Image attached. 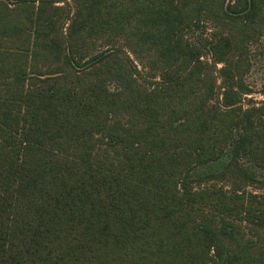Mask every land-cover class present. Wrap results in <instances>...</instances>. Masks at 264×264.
I'll use <instances>...</instances> for the list:
<instances>
[{"label": "trees", "instance_id": "1", "mask_svg": "<svg viewBox=\"0 0 264 264\" xmlns=\"http://www.w3.org/2000/svg\"><path fill=\"white\" fill-rule=\"evenodd\" d=\"M71 1L0 0V264H264V0Z\"/></svg>", "mask_w": 264, "mask_h": 264}, {"label": "rangeland", "instance_id": "2", "mask_svg": "<svg viewBox=\"0 0 264 264\" xmlns=\"http://www.w3.org/2000/svg\"><path fill=\"white\" fill-rule=\"evenodd\" d=\"M69 2L70 7L74 8V4L72 3L71 0H67ZM57 6L62 7V8H67L66 3H58ZM68 9L65 10L67 12ZM100 48L98 47L97 50ZM251 64L252 68L251 70L247 73V81L250 84L251 88L253 89V95L247 97L248 101L245 102V106H248L247 104L249 101L255 102V103H260L264 102V96L262 95L263 89H264V33L259 37V39L253 44L252 46V55H251ZM141 74L140 78L142 80H145V82L148 84L149 82V72L145 71L140 67ZM229 150H226L224 153L223 158H221L217 164L222 163L223 161L227 160L229 158ZM246 164L247 161L245 162ZM203 168H208V167H203ZM199 170H202L199 169Z\"/></svg>", "mask_w": 264, "mask_h": 264}]
</instances>
